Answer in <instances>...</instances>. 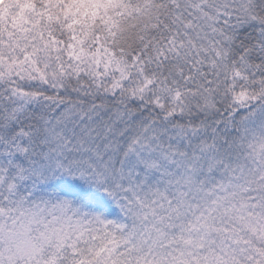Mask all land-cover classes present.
<instances>
[{"label":"rangeland","instance_id":"rangeland-1","mask_svg":"<svg viewBox=\"0 0 264 264\" xmlns=\"http://www.w3.org/2000/svg\"><path fill=\"white\" fill-rule=\"evenodd\" d=\"M23 4L9 46L15 76L39 68L44 77H54V87L93 92H111L128 78L127 67L110 51L79 39L78 27L72 28L67 48L52 39L38 45L33 36L40 29L34 23L37 11L28 0ZM175 100L180 112L188 106L182 98ZM45 125L56 148L77 145L78 155L56 150L52 162L39 170L9 175L6 156L0 155V191L7 204L0 208V259L18 264H264V105L246 106L234 126L224 123L213 131L207 125L131 129L124 112L97 105H68ZM95 131L106 147L99 155L89 139ZM122 137L125 142L117 149ZM204 146L205 153H188ZM176 154L185 160L172 158ZM106 185L114 200L98 193Z\"/></svg>","mask_w":264,"mask_h":264},{"label":"trees","instance_id":"trees-1","mask_svg":"<svg viewBox=\"0 0 264 264\" xmlns=\"http://www.w3.org/2000/svg\"><path fill=\"white\" fill-rule=\"evenodd\" d=\"M207 1L202 6L194 0H28L37 11L34 23L40 34L33 36L38 45L52 39L67 48L72 28L78 27L85 45L110 51L127 67L128 78L119 88L93 92L54 87V77H44L39 68L15 76L9 46L24 4L0 0V155L6 156L5 173L35 172L52 162L56 150L78 155L79 146L61 143L56 148L45 132L49 116L68 105L124 112L131 129L142 130L149 124L180 129L207 125L208 130L224 123L234 126L243 108L264 105V0H245L236 7L227 6L231 0ZM195 21L200 26L193 27ZM178 97L188 104L182 112L174 103ZM95 134L89 139L99 155L106 147ZM124 142L122 137L116 148ZM207 150L191 147L188 153ZM173 157L185 160L180 154ZM109 188L98 193L110 201L115 196ZM5 201L0 191V208L7 207ZM0 264L18 263L0 259Z\"/></svg>","mask_w":264,"mask_h":264}]
</instances>
